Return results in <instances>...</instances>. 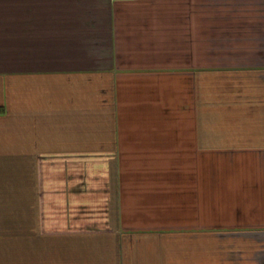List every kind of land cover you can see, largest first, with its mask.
I'll return each instance as SVG.
<instances>
[{
    "label": "crops",
    "instance_id": "obj_1",
    "mask_svg": "<svg viewBox=\"0 0 264 264\" xmlns=\"http://www.w3.org/2000/svg\"><path fill=\"white\" fill-rule=\"evenodd\" d=\"M87 2L0 0V264H264V0Z\"/></svg>",
    "mask_w": 264,
    "mask_h": 264
},
{
    "label": "rangeland",
    "instance_id": "obj_2",
    "mask_svg": "<svg viewBox=\"0 0 264 264\" xmlns=\"http://www.w3.org/2000/svg\"><path fill=\"white\" fill-rule=\"evenodd\" d=\"M89 2H87V3H92V2H95L96 0H88ZM83 3H85V1H83Z\"/></svg>",
    "mask_w": 264,
    "mask_h": 264
}]
</instances>
